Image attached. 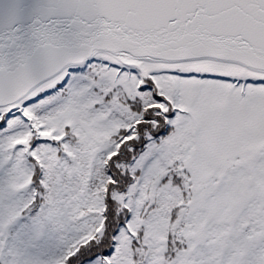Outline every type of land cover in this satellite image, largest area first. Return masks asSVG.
Masks as SVG:
<instances>
[{"label": "snow or ice", "instance_id": "obj_1", "mask_svg": "<svg viewBox=\"0 0 264 264\" xmlns=\"http://www.w3.org/2000/svg\"><path fill=\"white\" fill-rule=\"evenodd\" d=\"M0 264H264V0H0Z\"/></svg>", "mask_w": 264, "mask_h": 264}]
</instances>
